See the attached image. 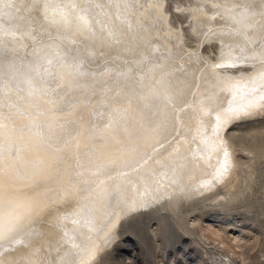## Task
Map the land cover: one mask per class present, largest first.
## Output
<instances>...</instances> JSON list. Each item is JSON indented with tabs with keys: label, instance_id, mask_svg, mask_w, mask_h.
<instances>
[{
	"label": "bare ground",
	"instance_id": "1",
	"mask_svg": "<svg viewBox=\"0 0 264 264\" xmlns=\"http://www.w3.org/2000/svg\"><path fill=\"white\" fill-rule=\"evenodd\" d=\"M208 2L212 12L199 4L192 15L201 35L215 28L207 40H218L217 60L183 53V63L166 58L135 78L138 85L123 80L120 92L94 107L97 91H90L84 100L88 113L77 120L81 126L64 116L80 82L74 78L82 72V64L66 50L45 44L22 74H0V264H98L131 214L158 204L162 212L173 211L183 197L218 200L221 188L235 187L238 163L224 133L242 116L264 111V0ZM86 4L0 0V42L18 50L31 39L25 12L33 8L66 44L76 35L91 47L128 44L122 48L126 52L148 32L152 37V18L163 19L159 0L146 8L140 4L137 13L131 12V0L95 3L96 12ZM208 12L218 17L212 20ZM105 16L114 17V24L102 23ZM14 32L18 38L7 37ZM156 45L161 51L172 47L164 39ZM135 55L144 54L135 50ZM65 61L71 67L51 90L54 102L26 114V94L42 87L37 67L49 63L59 69ZM19 117L30 120L21 126Z\"/></svg>",
	"mask_w": 264,
	"mask_h": 264
},
{
	"label": "rangeland",
	"instance_id": "2",
	"mask_svg": "<svg viewBox=\"0 0 264 264\" xmlns=\"http://www.w3.org/2000/svg\"><path fill=\"white\" fill-rule=\"evenodd\" d=\"M85 1L87 3L85 8H91L96 12L95 3L107 5L109 0ZM121 1L124 2V0ZM150 1L155 0H131L133 9H130L131 12L137 13L139 8L142 10L140 4L146 8ZM159 1L162 3L164 20L161 18L154 20L151 17L152 37H149L150 32H148L146 34L148 37L145 40L142 39L140 45L136 44L133 47L134 50L127 52L122 48L128 47V44L119 43L112 46L107 43L100 47H91L76 35L72 36V39L65 37L71 42L66 44L63 41L64 38L51 32L53 28L46 26L38 13V8L23 11L28 19L31 39H28L18 50L11 49L9 45H3L0 42V74L3 76L22 74L28 67V61L33 52L43 51L45 44L52 43L58 52L66 50L69 58L76 57L82 64L79 69L82 72L74 78L80 82L75 87L74 98L71 96L68 98V105L65 107L68 113L65 112L64 116L71 119L74 117L72 120L75 124L81 126L77 120L81 121L88 113L84 100L90 91H97L92 95L90 105L94 107L102 101L101 98H110L120 92L123 89V80L134 81L135 85H138L141 82L138 79L149 71L150 65L156 67L168 59V62L183 63L184 58H189L192 54L193 58L204 55V57L210 56L211 60H217L220 56L219 42L217 39L207 40L212 37L210 34L215 28L207 29L201 35L198 29H195L192 15L194 14L192 9L203 4L206 8L204 10L212 12L214 8L208 2L210 0ZM209 14L208 17L212 20L218 17H212ZM113 19L114 17H106L102 23L108 20L114 24ZM138 21L141 23L140 19ZM139 22L137 24H140ZM95 26H98L96 22ZM143 26L146 27L145 24ZM204 27L202 26L201 30ZM144 28L139 26L138 30L141 34L145 32L141 31ZM223 28L219 27V29ZM19 35V32H14L12 36L7 37L16 39ZM162 38L179 50L173 51L172 47L165 45V51H161L156 44L161 43ZM177 38L182 41H179L178 45ZM156 41L158 42L155 43ZM186 49H189L188 52ZM135 50L144 55L137 58ZM194 51L196 54L193 53ZM176 53H179V56ZM195 59L200 61V58ZM70 63L67 61L61 63L59 69L49 63H46L45 67H42V64L36 66L39 85L42 87L38 93L26 94L30 107V112L26 111V114H36L41 108L49 105L50 100L56 98L55 91L51 90H54L59 81L64 79L65 72L71 67ZM3 71H7L8 74ZM130 76L133 80H128ZM135 78H138L137 81ZM0 85L1 88L4 87L1 80ZM5 94L8 95L9 92ZM3 108H5L4 105ZM41 119L42 117L39 120L43 122L44 120ZM24 120H30V117L23 120L20 118L17 123L23 126L20 122ZM227 134L229 148H232L238 163L239 177L234 183L235 187L230 191L227 188H221L222 190H219L221 197L218 200L183 197L178 200L173 211L169 209L167 212H162L158 204L156 208H142L131 214L124 219L116 239L101 253L98 264H264V111L252 116H242L233 121L225 129L224 135ZM103 137L108 138L109 134L106 133ZM99 145L103 144L99 143Z\"/></svg>",
	"mask_w": 264,
	"mask_h": 264
}]
</instances>
